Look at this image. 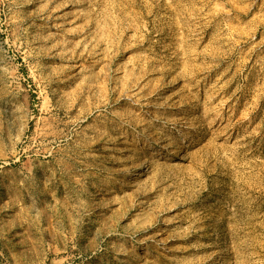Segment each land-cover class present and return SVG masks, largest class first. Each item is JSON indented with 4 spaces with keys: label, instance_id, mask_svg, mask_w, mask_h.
<instances>
[{
    "label": "rangeland",
    "instance_id": "374dc122",
    "mask_svg": "<svg viewBox=\"0 0 264 264\" xmlns=\"http://www.w3.org/2000/svg\"><path fill=\"white\" fill-rule=\"evenodd\" d=\"M67 1L0 0V264H264V0Z\"/></svg>",
    "mask_w": 264,
    "mask_h": 264
},
{
    "label": "bare ground",
    "instance_id": "6f19581e",
    "mask_svg": "<svg viewBox=\"0 0 264 264\" xmlns=\"http://www.w3.org/2000/svg\"><path fill=\"white\" fill-rule=\"evenodd\" d=\"M74 1H75V0H74ZM69 2H72V0H68V1H67V4H68L67 7H69ZM81 2H82V1H81ZM83 3H84V2H83ZM83 3H82V4H83ZM65 6H66V5H65ZM68 11H69V10H68ZM68 11H66V12H68ZM62 12H63V11H62ZM63 14H64V13H63ZM69 14H70V13H69ZM74 14H75V13H74ZM79 14H80V13H79ZM79 14H78V15L75 14V15H76V16H79ZM55 16H56V15H55ZM57 16H58V15H57ZM57 16H56V17H57ZM63 16H64V15H62L61 18H64ZM69 17H70V15H69ZM54 18H55V17H54ZM59 18H60V17H59ZM74 19H75V18H74ZM56 20H57V18H56ZM176 150H177V149H176ZM169 155L171 156V158H173V156H176L177 153H176L175 150H173V151H171V153H170ZM159 159H160V158H159ZM156 162H158V160H157V159H153V160H151L150 164H151V163H156ZM146 169H147V168H146ZM138 176H139V177H144V176H146V174L144 173V171H141V172L138 173Z\"/></svg>",
    "mask_w": 264,
    "mask_h": 264
}]
</instances>
